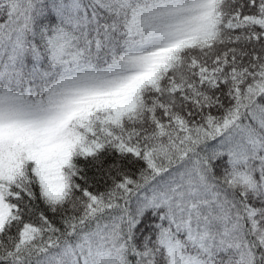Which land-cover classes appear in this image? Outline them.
Here are the masks:
<instances>
[{"label": "snow or ice", "instance_id": "obj_1", "mask_svg": "<svg viewBox=\"0 0 264 264\" xmlns=\"http://www.w3.org/2000/svg\"><path fill=\"white\" fill-rule=\"evenodd\" d=\"M0 264H264V0H0Z\"/></svg>", "mask_w": 264, "mask_h": 264}]
</instances>
